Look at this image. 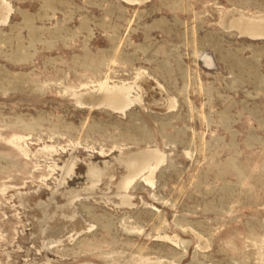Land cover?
<instances>
[{"label": "rangeland", "instance_id": "1", "mask_svg": "<svg viewBox=\"0 0 264 264\" xmlns=\"http://www.w3.org/2000/svg\"><path fill=\"white\" fill-rule=\"evenodd\" d=\"M2 2L0 264H264V0Z\"/></svg>", "mask_w": 264, "mask_h": 264}, {"label": "bare ground", "instance_id": "2", "mask_svg": "<svg viewBox=\"0 0 264 264\" xmlns=\"http://www.w3.org/2000/svg\"><path fill=\"white\" fill-rule=\"evenodd\" d=\"M2 1L3 0H0V19L3 18L2 20L6 21V19L8 17L9 9H8L7 3H6V5H7L6 6V5L2 4L3 3ZM128 1H136V0H128ZM246 24L247 23H245V25ZM245 27H246V30H248V33L250 35H253V37L258 36V35H264V23L263 22L247 24V26H245ZM98 89L101 90L104 94H102L101 97L97 98V101L101 104H104V105L110 107L111 109L114 108V109L123 111L126 106H128L130 103L133 102L131 97L128 95L131 91L130 90L131 88H129V86H127L126 84L125 85L124 84L117 85V84L112 83V85H109L108 83L102 82V83H99ZM124 97H126V98H124ZM93 101L94 100H92V96H89V98L83 97V98L77 99V102L79 104H85V103H91V102H92L91 105H93V104L97 105L98 104V103H93ZM21 150L24 151V148H21ZM157 153H158V151H157ZM154 154L152 152V153H148V154H141V155H138V156L133 157V158L125 159V165H128L127 166V169H128L127 173L128 174L117 185L118 191H122L123 189L125 191L129 187L128 185L131 184L132 181L138 176H143V179L146 182L151 183L152 174H153L152 171H155V168L158 166V164L163 161V158H161L160 156L157 157ZM158 154L160 155V153H158ZM94 173H95L94 171H91L90 174L93 176V175H95ZM98 176H99V174H98ZM120 199L122 200V198H120Z\"/></svg>", "mask_w": 264, "mask_h": 264}]
</instances>
